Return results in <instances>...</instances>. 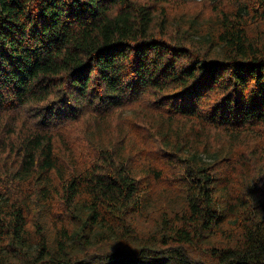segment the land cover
I'll list each match as a JSON object with an SVG mask.
<instances>
[{"label": "trees", "instance_id": "trees-1", "mask_svg": "<svg viewBox=\"0 0 264 264\" xmlns=\"http://www.w3.org/2000/svg\"><path fill=\"white\" fill-rule=\"evenodd\" d=\"M183 15L0 0V264H264V0Z\"/></svg>", "mask_w": 264, "mask_h": 264}, {"label": "rangeland", "instance_id": "rangeland-1", "mask_svg": "<svg viewBox=\"0 0 264 264\" xmlns=\"http://www.w3.org/2000/svg\"><path fill=\"white\" fill-rule=\"evenodd\" d=\"M154 6H163L170 14V20L178 21L179 14L183 13V22L195 14L209 13L218 2L224 0H149ZM186 23V22H185ZM198 23V22H197ZM205 159V157H203ZM216 263V259L210 260Z\"/></svg>", "mask_w": 264, "mask_h": 264}]
</instances>
